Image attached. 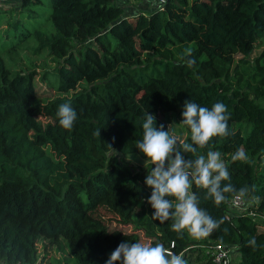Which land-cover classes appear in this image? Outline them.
Listing matches in <instances>:
<instances>
[{
  "label": "trees",
  "instance_id": "trees-1",
  "mask_svg": "<svg viewBox=\"0 0 264 264\" xmlns=\"http://www.w3.org/2000/svg\"><path fill=\"white\" fill-rule=\"evenodd\" d=\"M17 2V16L0 29V261L37 264L38 243L47 241L46 250L64 242L74 264H106L120 243L145 236L188 264H216L213 244L237 251L231 264H264V231L248 211L229 210L231 194L216 205L193 186L199 206L224 223L209 237L179 238L171 220L151 218L148 169L132 170L107 146L145 160L134 145L145 112L167 130L160 114L181 116L185 100L209 108L222 102L231 135L213 137L198 153L220 151L230 174L223 183L255 186L245 201L264 213V105L257 102L264 100V0H167L135 13L113 0ZM25 46L53 63L41 78L49 89L67 94L83 87L40 103L34 73L14 68ZM185 49L192 68L182 64ZM65 102L77 112L71 130L56 115ZM239 148L247 161L231 160ZM252 237L256 250L248 245Z\"/></svg>",
  "mask_w": 264,
  "mask_h": 264
},
{
  "label": "clouds",
  "instance_id": "clouds-1",
  "mask_svg": "<svg viewBox=\"0 0 264 264\" xmlns=\"http://www.w3.org/2000/svg\"><path fill=\"white\" fill-rule=\"evenodd\" d=\"M165 0H159L163 7ZM191 49H185L181 58L182 64L192 68L195 60L191 58ZM59 125L71 130L77 120V112L70 102L58 106L56 113ZM180 125L189 131L190 142L180 139L175 134L165 130L154 114L145 112L141 117L142 137L134 141L135 147L146 158L145 167L148 169L144 183L151 189L146 203L151 206L153 221L165 223L169 220L171 230L183 238L184 233L195 239L209 237L220 228L224 219L213 218L200 205V196L192 191L193 186L204 190V199L212 200L216 205L226 202L231 194L233 201L243 203L255 186L247 185L236 189L230 181L228 167L218 150L208 149L205 154H199V149L207 148L213 137L231 135L228 121L230 114L222 102L214 103L211 108L201 106L192 100H185L181 113ZM100 136V131L95 133ZM115 138H113V141ZM113 155L116 151L111 144ZM187 153L194 154L188 158ZM231 160L247 161L248 156L243 148L231 155ZM150 164L149 169L147 165ZM227 231V229H225ZM248 245L256 250V237L248 241ZM188 264L183 254H176L162 243L137 241L123 242L110 254L106 264Z\"/></svg>",
  "mask_w": 264,
  "mask_h": 264
},
{
  "label": "rangeland",
  "instance_id": "rangeland-1",
  "mask_svg": "<svg viewBox=\"0 0 264 264\" xmlns=\"http://www.w3.org/2000/svg\"><path fill=\"white\" fill-rule=\"evenodd\" d=\"M131 2H126L122 5V2L120 0H113L112 4L114 6H124V8H127L130 5L131 7H135L137 3L141 2V0H130ZM19 8V4L17 0H7V1H0V10H5L6 13L3 14L0 17V29L4 31V29L7 27L6 21L10 20L11 17L17 16V10ZM25 18H23L24 20ZM10 41L8 40L6 44V50L4 52V57L6 60L7 65H11L13 63V58L10 57V54L8 52ZM27 45V44H26ZM50 60V59H49ZM49 60H45V57L41 55H33L29 50H27V46L19 51L17 58L14 60V65H16L14 68L19 71V68H22L21 70H31L34 73V83L37 95L39 96L40 100L39 102L44 104L48 100L56 98V97H72L76 94V92L81 89L83 86H79L74 91H71L67 94H57L52 89H49V86L46 85L45 81H43L41 78L45 74V68L51 67L53 63H49ZM31 63H34V66H30ZM85 85V84H82ZM46 97V98H45ZM45 98V99H43ZM49 98V99H48ZM257 102L260 105H264V100H257ZM160 118L164 120V122L168 125L169 132L175 134L180 139H185L188 135L186 127L180 125L182 116H179L176 111H172L167 114H160ZM41 122L46 123L48 118L41 117ZM117 156L120 157L121 163L126 165L127 167L131 168L132 170H135L137 168H145V160L140 158L137 154H127L122 155L120 153H117ZM151 165L148 164L147 167H150ZM258 203V201H256ZM111 218L109 216H106V220L109 221ZM256 221L257 226L261 231H264V213L256 214ZM112 224L115 223L114 219H112ZM130 227L127 228L129 230ZM139 233H142L139 231ZM143 242H147V239L145 236H141ZM44 243H47V241H41L38 243V263H46L51 262L52 264H64L67 262V264H74V261L70 256V253L65 245L64 242H61V245H51L46 249H44L43 245ZM238 257V253L235 250H231L230 254V261H234ZM43 258V259H42Z\"/></svg>",
  "mask_w": 264,
  "mask_h": 264
},
{
  "label": "built area",
  "instance_id": "built-area-1",
  "mask_svg": "<svg viewBox=\"0 0 264 264\" xmlns=\"http://www.w3.org/2000/svg\"><path fill=\"white\" fill-rule=\"evenodd\" d=\"M150 8H160L158 6L159 0H144ZM167 0H165L166 2ZM227 207L229 210H239V211H248L253 217H256V214L252 211L249 203L247 201H244L243 203H236L233 201V198H231L227 202ZM210 250L211 257L213 259V262L216 264H231L230 261V254L231 249L229 247L223 245V244H213ZM0 264H14L10 262H4L0 261Z\"/></svg>",
  "mask_w": 264,
  "mask_h": 264
},
{
  "label": "crops",
  "instance_id": "crops-1",
  "mask_svg": "<svg viewBox=\"0 0 264 264\" xmlns=\"http://www.w3.org/2000/svg\"><path fill=\"white\" fill-rule=\"evenodd\" d=\"M144 0H141V2L137 3V5L135 7H131L130 5H126L128 6L126 8V12H130V13H135V12H138V11H146V10H150L151 8L148 7L147 4H144L142 3ZM120 2H122V4H125L126 2L130 3L131 1L130 0H120ZM142 3V4H141Z\"/></svg>",
  "mask_w": 264,
  "mask_h": 264
}]
</instances>
